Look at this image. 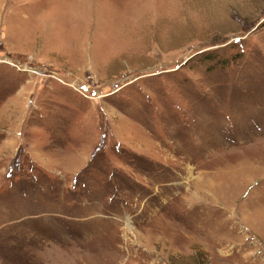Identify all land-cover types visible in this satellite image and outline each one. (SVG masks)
<instances>
[{"label":"rangeland","instance_id":"obj_1","mask_svg":"<svg viewBox=\"0 0 264 264\" xmlns=\"http://www.w3.org/2000/svg\"><path fill=\"white\" fill-rule=\"evenodd\" d=\"M0 264H264V0H0Z\"/></svg>","mask_w":264,"mask_h":264},{"label":"built area","instance_id":"obj_2","mask_svg":"<svg viewBox=\"0 0 264 264\" xmlns=\"http://www.w3.org/2000/svg\"><path fill=\"white\" fill-rule=\"evenodd\" d=\"M53 77V76H52ZM60 82H62L63 83V81L61 80V79H59V78H57Z\"/></svg>","mask_w":264,"mask_h":264}]
</instances>
